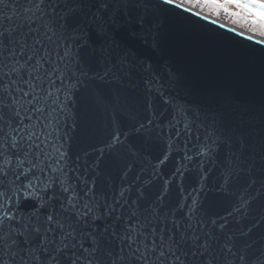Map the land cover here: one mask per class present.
<instances>
[{"label": "snow or ice", "instance_id": "6c2138e0", "mask_svg": "<svg viewBox=\"0 0 264 264\" xmlns=\"http://www.w3.org/2000/svg\"><path fill=\"white\" fill-rule=\"evenodd\" d=\"M201 4L264 37V0H0V264H264V111L145 54Z\"/></svg>", "mask_w": 264, "mask_h": 264}, {"label": "water", "instance_id": "95a60500", "mask_svg": "<svg viewBox=\"0 0 264 264\" xmlns=\"http://www.w3.org/2000/svg\"><path fill=\"white\" fill-rule=\"evenodd\" d=\"M200 13L216 23L180 14L166 21L160 49L145 54L175 72L179 101L212 108L230 101L258 117L264 111V45L255 41L261 39L247 40L241 28Z\"/></svg>", "mask_w": 264, "mask_h": 264}, {"label": "rangeland", "instance_id": "374dc122", "mask_svg": "<svg viewBox=\"0 0 264 264\" xmlns=\"http://www.w3.org/2000/svg\"><path fill=\"white\" fill-rule=\"evenodd\" d=\"M194 9L200 10L203 13H207L208 15L214 17V18H219L221 20H225L226 22H230L231 24H233L234 26H236L237 28H241L244 30H247L249 32H252L258 36H260V28L259 25H252L250 22H245V19H247L248 21L251 20L250 17H245V14H241V17H235V16H231L229 15L228 12H224L222 9L219 12V15H216L214 11H212L211 9L204 7L202 4L198 5L196 7H194ZM240 10L235 8L234 6H229V12H239ZM261 37V36H260ZM263 38V37H262Z\"/></svg>", "mask_w": 264, "mask_h": 264}, {"label": "bare ground", "instance_id": "6f19581e", "mask_svg": "<svg viewBox=\"0 0 264 264\" xmlns=\"http://www.w3.org/2000/svg\"><path fill=\"white\" fill-rule=\"evenodd\" d=\"M194 9V8H193ZM195 10V9H194ZM197 10V9H196ZM198 11H200V10H198ZM202 12V11H201ZM203 13V12H202ZM214 18V17H213ZM215 20H217V21H220V22H222V23H224V24H226V25H230V26H232V27H234V28H237L236 26H234L233 24H231L230 22L228 23V22H226L225 20H221V19H219V18H214ZM243 31H244V33H246V34H249L250 36L252 35V36H255V37H258L259 39H264V37L262 38V37H260V36H258V35H256V34H254V33H252V32H249V31H247V30H244V29H242Z\"/></svg>", "mask_w": 264, "mask_h": 264}]
</instances>
